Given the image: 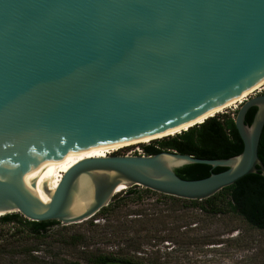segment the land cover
I'll use <instances>...</instances> for the list:
<instances>
[{
    "label": "water",
    "instance_id": "95a60500",
    "mask_svg": "<svg viewBox=\"0 0 264 264\" xmlns=\"http://www.w3.org/2000/svg\"><path fill=\"white\" fill-rule=\"evenodd\" d=\"M263 84L264 0H0V216L65 226L125 187L203 200L247 174L264 177V93L238 109L239 155L112 153ZM190 163L227 169L180 177Z\"/></svg>",
    "mask_w": 264,
    "mask_h": 264
},
{
    "label": "rangeland",
    "instance_id": "374dc122",
    "mask_svg": "<svg viewBox=\"0 0 264 264\" xmlns=\"http://www.w3.org/2000/svg\"><path fill=\"white\" fill-rule=\"evenodd\" d=\"M257 91L249 97L263 93L264 88ZM241 104L217 115L236 117ZM142 144L113 153L124 154ZM129 188L145 189L126 187L114 195V206L107 214L61 225L62 229L45 238L2 242L0 264H88L89 257L101 253L147 264H264V229L241 215L214 213L157 191L128 196ZM14 227L13 223L0 224V236ZM72 235L79 237L73 244L66 241Z\"/></svg>",
    "mask_w": 264,
    "mask_h": 264
},
{
    "label": "trees",
    "instance_id": "16d2710c",
    "mask_svg": "<svg viewBox=\"0 0 264 264\" xmlns=\"http://www.w3.org/2000/svg\"><path fill=\"white\" fill-rule=\"evenodd\" d=\"M256 110L257 107L254 106L247 112V124L252 123ZM142 146L147 155H154L164 150H176L180 153L208 159L233 157L242 153L244 149V143L236 127L235 118L231 116L221 117L220 115L212 116L203 123L192 126L179 134L155 139L148 144L143 143ZM259 156L264 161V129L259 144ZM226 169L227 167L223 166L214 167L205 163H190L176 168L175 171L184 179H199L207 177L213 172H221ZM144 191L154 192L149 188L144 190L129 188L126 194L128 196H140ZM171 197L176 198L175 196ZM185 200L189 201L191 206L209 209L214 213L232 212L239 214L250 224L264 228V177L259 172L247 174L213 196L203 199L206 202L205 204L200 203V200ZM113 206V203L110 202L96 215L107 214ZM10 223H13L15 227L12 231L3 233L0 236V245L2 242L8 243L11 241L10 239L14 238H45L50 233L65 227L62 226L61 228L60 222L57 220L31 221L20 215V213L0 216L1 225ZM78 238V236L72 235L66 241L73 244L76 240L78 241ZM87 261L88 264H126L130 263L131 259L101 253L92 255ZM70 264L81 263L75 261Z\"/></svg>",
    "mask_w": 264,
    "mask_h": 264
},
{
    "label": "bare ground",
    "instance_id": "6f19581e",
    "mask_svg": "<svg viewBox=\"0 0 264 264\" xmlns=\"http://www.w3.org/2000/svg\"><path fill=\"white\" fill-rule=\"evenodd\" d=\"M262 88H264V84H263L262 86H260L259 88H257L256 90H254L253 92H251L250 94H248L247 96H245V97H243L242 99L236 101L235 103H233V104H231V105H229V106H227V107H225V108H223V109H221V110H219V111H217V112H215V113H213V114H211V115H209V116H207V117H205V118H203V119H201V120H199V121H197L196 123H194V124H192V125H190V126H188V127H186V128H183V129H181V130H178V131L172 132V133L167 134V135H164V136H160V137L152 138V139L145 140V141H141V142H137V143H149V142H151V141H153V140H155V139H161V138H164V137H166V136H171V135L179 134V133H181V132H183V131H185V130H188V129H189L190 127H192V126L197 125L198 123H203L206 119L210 118L211 116H215V115H217V114L220 113V112H224V110H225L226 108H229V107H232V106L238 107V104L243 103V102L246 100V98L249 97V95L253 94L255 91L260 90V89H262ZM257 92H258V91H257ZM134 144H136V143H134ZM130 145H132V144H130ZM127 146H128V145H127ZM123 147H125V146H123ZM123 147H121V148H123ZM121 148H119V149H121ZM119 149H117V150H119ZM117 150H115V151H117ZM113 152H114V151H113ZM113 152H112V153H113ZM125 188H126V187H125ZM125 188H123L122 190H124ZM122 190H120V191H122ZM118 192H119V191H118Z\"/></svg>",
    "mask_w": 264,
    "mask_h": 264
},
{
    "label": "built area",
    "instance_id": "2783aa9c",
    "mask_svg": "<svg viewBox=\"0 0 264 264\" xmlns=\"http://www.w3.org/2000/svg\"><path fill=\"white\" fill-rule=\"evenodd\" d=\"M233 117L235 118V115H233ZM124 154H127V155H145V151H144L143 146L141 145V147L139 146L136 150L134 149V150H131V151L124 153Z\"/></svg>",
    "mask_w": 264,
    "mask_h": 264
},
{
    "label": "flooded vegetation",
    "instance_id": "af4514ba",
    "mask_svg": "<svg viewBox=\"0 0 264 264\" xmlns=\"http://www.w3.org/2000/svg\"><path fill=\"white\" fill-rule=\"evenodd\" d=\"M264 93V92H263ZM183 199V198H182ZM222 213H225V212H222ZM229 213H232V212H229ZM219 214H221V213H219ZM259 228H261V227H259ZM261 229H264V228H261ZM118 264H124V263H118ZM126 264H147V263H141V262H137V261H133L132 259H131V262L130 263H126Z\"/></svg>",
    "mask_w": 264,
    "mask_h": 264
}]
</instances>
